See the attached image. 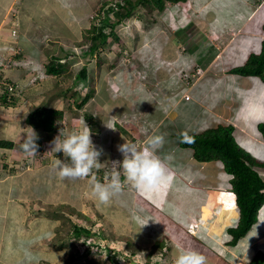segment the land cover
<instances>
[{
  "label": "rangeland",
  "instance_id": "rangeland-1",
  "mask_svg": "<svg viewBox=\"0 0 264 264\" xmlns=\"http://www.w3.org/2000/svg\"><path fill=\"white\" fill-rule=\"evenodd\" d=\"M21 1L11 5L7 23L2 22L0 28V81L22 87L15 101L0 88V139L14 143L0 147L1 179L9 183L7 192L17 201L1 233L5 245L9 239L13 242L12 257L20 264H115L109 257L114 254L118 264H174L181 251L193 249L207 258V264H242L248 252H257L256 245L253 249V245L233 247L226 242L231 238L226 229L238 221L233 219L238 209L220 211L217 218L223 206H210L217 196L224 195L219 203L232 196L231 180H226L231 174L220 161L221 167L211 168L203 162L195 165L193 149L182 151L175 135L214 127L236 110L233 85L237 83L238 89L240 84L252 83L232 69L261 49L264 0H167L164 10L152 11L139 4L120 22L118 15H109L115 25L105 26L109 38L94 53L89 50L93 35L89 27L102 25L110 6L125 0H95L91 25L77 17L80 21H75L72 32L62 31L58 40L51 36L58 27L57 17L31 13ZM60 2L62 10H70L72 5L83 10L81 4H85ZM2 10L0 7V18ZM81 10L75 12L79 15ZM14 21L17 27H13ZM26 27L31 29L27 42L33 41L44 55L36 57L20 46ZM6 28L8 33H2ZM14 37L19 55L7 48ZM53 59L63 63L56 75L46 72V64ZM84 66L88 68L85 79L78 77ZM86 96L80 107L78 103ZM41 105L62 109L63 115L53 134L34 128L39 136L38 154L26 156L21 149L30 126L26 118ZM13 121L18 128L9 135ZM84 122L91 129L93 144L103 150L102 165L93 170L101 182L114 170L121 171L123 180L119 163L124 157L115 141L117 146L128 142L143 147L148 137L163 135L158 152L170 147V157L182 152V159H191L193 164L186 166L189 170L177 165L172 180L153 190H138L126 183L121 194L102 205L92 195L91 177L60 180L52 169L56 158L64 159L62 152L52 150V142L60 133L59 139H63L82 130ZM256 169L262 172L260 167ZM222 176L226 178L219 183L217 177ZM207 213L212 214L205 218ZM77 225L92 234L76 236ZM199 230L201 238L196 236Z\"/></svg>",
  "mask_w": 264,
  "mask_h": 264
},
{
  "label": "trees",
  "instance_id": "trees-1",
  "mask_svg": "<svg viewBox=\"0 0 264 264\" xmlns=\"http://www.w3.org/2000/svg\"><path fill=\"white\" fill-rule=\"evenodd\" d=\"M166 1L167 0H125L123 3L117 2L115 5H111L110 9L115 12V15H118L120 22L121 19L129 17L132 14L133 8L139 4L142 5V8H149L151 11L154 10V8L164 10ZM116 6H118L117 10ZM112 11L104 17V23L102 25L98 27L93 24L89 28L90 32L93 33L89 49L91 53H94L100 45L107 42L109 33L104 30L105 26L115 25V21L113 23L110 22L111 17L109 15ZM12 17H14L13 14H11V18ZM262 29L264 30V23L262 24ZM62 67V62L53 59L46 64V72L55 75L62 71ZM232 72L244 76L258 75L264 81V39L262 40L261 51L251 52L246 62L234 67ZM87 73L88 68L84 66L79 71L78 77L86 78ZM5 93L8 94L10 91L6 89ZM7 94L4 95V100L7 99ZM88 96L84 97L83 101L78 103L80 107L88 99ZM15 100L16 98L14 97V101ZM62 115V109L49 105H41L30 111L26 118V122L36 129L44 130L50 135L56 130L57 123ZM87 117L91 122L93 121L90 115H87ZM258 128L264 137V122H260ZM234 129L235 126L233 124H219L214 127H208L201 132L179 131L175 135V137L179 139L182 147H190L193 149V155L196 161H220L226 172L233 175L231 178V185L232 190L237 195L239 219L235 225L228 226L226 229V233L231 236L226 242L233 247L242 243V241H244L243 239L249 235L254 225L258 222L260 209L264 206V174L256 169L257 167L264 168V160L256 158L238 143L234 135ZM121 134L125 135L122 131ZM13 144L14 143L11 141L0 139V147H12ZM114 144L115 148L122 145L118 144L117 146L116 141ZM191 233L194 234L193 232ZM83 234L88 236L92 234V231L86 227L77 225L75 227V235L80 237ZM196 236L201 238V236H203L202 231L199 230ZM162 245L163 244H160V246ZM152 252L153 251H150L149 254ZM109 257L115 261V264H118V259L114 254L109 255ZM249 264H264V250L259 249L249 261Z\"/></svg>",
  "mask_w": 264,
  "mask_h": 264
},
{
  "label": "crops",
  "instance_id": "crops-1",
  "mask_svg": "<svg viewBox=\"0 0 264 264\" xmlns=\"http://www.w3.org/2000/svg\"><path fill=\"white\" fill-rule=\"evenodd\" d=\"M16 1L15 0H0V7H2V9H3L2 10V16L0 18V28L2 27V25H1L2 22L7 23L6 21H7L8 16H9L11 5H13V7L17 6ZM94 1L95 0H79V2L85 3V4H81V6L84 7L83 10L76 9V8H79L80 5H75V6L72 5V7L71 6L69 7L70 10H66V9L62 10L60 0H22L21 4L22 3L26 4L27 5V6L25 5L26 10H28L31 13L35 12L36 15H41V17L43 15H45L49 18L50 17L52 18L53 16L57 17L56 20L58 21V27H56L53 30V32L51 33V36H55L58 40V37L61 36L62 31L64 33L72 32L71 28H72V26L75 27V24H76L75 21H77V22L80 21V19L78 20L77 17H84V19L81 22L85 21V23L91 25L90 19L93 16L92 11H94V9L96 7V4ZM18 3H19V0H18ZM76 10L77 11L81 10L79 15L75 12ZM54 13H55V15H54ZM51 14H53V16ZM26 16H25V19H26ZM30 17L31 16L29 15L28 18H30ZM26 21H27V19H26ZM23 22H25V21L23 20ZM59 25H61V27H59ZM90 25H86V26L89 27ZM26 28H27V34H26V37H22V39L20 40V44H21L20 46L22 47V49H25L27 51L29 50V52H28L29 54H33L36 57H38L40 55L42 56L43 53H40L38 51V48H36L32 45L33 41L27 42L28 41L27 37L29 36V33H30V31H28V30L33 29V26H31V29H30V27H26ZM59 28H60V30H59ZM8 31H9L8 28H6V29H3L2 33L7 34ZM2 38H4V40H7L8 36L3 35ZM57 40H55V42ZM51 56H53V55H51ZM28 75H30V74H28ZM243 77H246V76H243ZM247 78H248V83H252V85L247 86V85L240 84L238 86V89H236L237 83H235V85H233L234 88H232V91L229 90V91H231V97H234V96H232V94L237 93V95L235 94V97H238V103H236V105H237L236 110L234 112L231 111L232 113H230V117L227 118L224 122H221L220 124H225V125L233 124L235 126L234 135H235L238 143L244 149L249 151L256 158H258L260 160H264V137L258 128V124L260 122L264 121V82H262L261 79H259L260 80V82H259L258 80H256V77L251 79L249 76H247ZM21 79H18V80L21 81ZM28 101H29V99H28ZM15 123L16 122L9 125V127H8V129L10 130V132H8L9 135L12 132H15L17 130L18 126ZM216 125H214V126H216ZM32 128L34 129V127H32ZM175 143L176 142L174 141V144ZM179 144H180V141H179ZM172 147H174V145ZM169 148L170 147H167L163 153L157 152V154L161 157V159L165 160V163H166L167 167L169 168L170 172H176L175 167H177V165L183 164L184 168H185L186 166L187 167L191 166L194 163L195 165L200 166L201 163L196 161L193 158H191L193 160L192 164L189 163V161L191 159L189 160L186 157H185V159H187L188 161H186L185 159H182V157L184 158L185 155H182L181 151H180L181 155L175 156V157H170V153L168 151ZM2 149H5V148L3 147ZM180 149L182 151L188 150L187 147H185V148L180 147ZM115 152H117V151L115 150ZM179 157H180V159H179ZM171 160H172V162H171ZM177 161H179L180 164H177L178 163ZM172 163H174V166ZM202 164H205L206 166L211 167V168L218 167V166L221 167L219 161H218V163H216V161H210V162H203ZM187 167H186V169L189 170V168H187ZM260 170H262V172L264 173V168H260ZM217 178H219V183H220V180L222 181V179H225L226 176L217 177ZM227 179H230V178H226V180ZM29 185L31 186V184H29ZM8 187H9V183L8 182L5 183V179L2 180L1 174H0V264H20L17 262L16 258L12 257V255H14V245L12 244L13 242L10 241V239H9L8 243H6V245H5L4 244L5 240L3 238L4 236H2V234H1L3 232V229H6L8 226L7 223L9 222L10 217H11L10 216V213H11L10 209H11V207L13 208V206H14L12 204L17 202L16 197H14V196L11 197L8 194V192H7ZM238 216H239V211H238L237 215L235 216V218H233V219L237 220V218H239ZM249 235H250V237L247 236L246 238L243 239L244 241H242L241 246H243L244 248H248L251 245H253V249H256L254 247V245H256V246H258L259 249L264 250V206L260 209L258 222L254 225V227L252 228ZM246 243H248V244H246ZM250 249H252V248H250ZM255 253L256 252L254 251V253L251 255V253L248 252V257L251 255L249 257V260L247 259L248 264H249V261L255 255ZM28 264H32V262H30Z\"/></svg>",
  "mask_w": 264,
  "mask_h": 264
},
{
  "label": "clouds",
  "instance_id": "clouds-1",
  "mask_svg": "<svg viewBox=\"0 0 264 264\" xmlns=\"http://www.w3.org/2000/svg\"><path fill=\"white\" fill-rule=\"evenodd\" d=\"M117 9L118 6H116ZM110 11L112 10L110 9ZM110 15L115 18L114 11ZM256 76L258 75H249L251 78ZM262 82L264 81L262 80ZM27 129L28 132L22 139L21 149L26 156L34 157L38 154L39 145L36 141L39 139V136L31 126ZM91 134V129L85 122L82 130L72 131L65 135L63 139H59L60 133L52 142L54 144L52 150L56 153L62 152L64 159L56 158L52 162V169L60 180L86 179L91 177L89 183L92 186V195L97 198L100 204H109L115 196L122 193L126 183L132 184L138 190L148 191L156 189L161 184L172 180L171 172L165 160L161 159L156 151L163 145L164 137L163 135H155L148 137L143 147H137L135 144L128 142L120 145L119 148L117 147L116 150L119 149L124 157L123 161L119 163L123 170V180L121 178V171L114 170L110 176L105 177V182H101L97 179L93 170L101 167L102 164L99 162V158L103 154V150L98 149L93 144ZM262 174L264 173L262 172ZM231 176L233 177L232 174ZM232 177H230V180ZM232 195L233 202L238 208L237 195L233 190ZM174 264H207V258L196 250L185 249L176 256Z\"/></svg>",
  "mask_w": 264,
  "mask_h": 264
},
{
  "label": "built area",
  "instance_id": "built-area-1",
  "mask_svg": "<svg viewBox=\"0 0 264 264\" xmlns=\"http://www.w3.org/2000/svg\"><path fill=\"white\" fill-rule=\"evenodd\" d=\"M12 23L14 24L13 27H17L16 21H14ZM13 35H15L14 32H13ZM17 44H18V42H17V40L15 41V37H14V40H12V44L11 45L8 44V46H7L8 50L12 51L13 54L20 53L21 50L18 47L19 44L18 45ZM0 88H1V90H3L1 92H5V90L8 89L10 91V93L8 95L9 99H10V101H14V96H15V98L17 97V95L21 91L22 87L21 86L19 87L18 83L6 80V81H0Z\"/></svg>",
  "mask_w": 264,
  "mask_h": 264
},
{
  "label": "bare ground",
  "instance_id": "bare-ground-1",
  "mask_svg": "<svg viewBox=\"0 0 264 264\" xmlns=\"http://www.w3.org/2000/svg\"><path fill=\"white\" fill-rule=\"evenodd\" d=\"M235 1V0H234ZM238 1V0H237ZM245 3V2H244ZM232 5H235V4H232ZM245 5V4H244ZM227 9V8H226ZM225 10V9H224ZM251 10V9H250ZM239 11V10H238ZM237 11V12H238ZM249 10H247V12H248ZM236 14V13H235ZM239 15V14H238ZM241 16V15H240ZM243 17V16H242ZM112 142V141H111ZM258 156V155H257ZM210 169V168H209ZM208 173V172H207ZM207 176V175H206ZM168 187V186H167ZM165 190V189H164ZM221 196H224V195H221ZM221 196H217V204H216V201H212L211 202V204H210V206L213 208L214 207V205H217L218 207H221V206H223L222 207V209L221 210H219L218 211V213H216V217L217 218H219V216H220V214H221V212L220 211H222V213H228V212H234L236 209H238L237 208V206L234 204V202H233V195L232 196H230V198H225L224 197V200L223 201H225V203L222 201L221 203H219V199L221 198ZM104 207V206H103ZM102 207V208H103ZM217 207V208H218ZM120 208V207H119ZM105 209V208H104ZM214 209V208H213ZM120 210V209H119ZM121 212V211H120ZM212 214V213H211ZM211 214H209L208 215V213H207V215H206V217L205 218H207V217H209ZM216 218V219H217ZM154 226V225H153ZM157 228V227H156ZM153 229V228H152ZM250 257V256H249ZM249 257H248V260H249ZM241 263L242 264H248V261L246 260V261H241Z\"/></svg>",
  "mask_w": 264,
  "mask_h": 264
}]
</instances>
